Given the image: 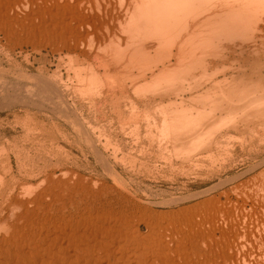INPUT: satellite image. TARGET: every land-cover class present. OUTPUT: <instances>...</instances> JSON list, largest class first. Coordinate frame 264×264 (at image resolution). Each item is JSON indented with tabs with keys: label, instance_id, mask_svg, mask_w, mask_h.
Segmentation results:
<instances>
[{
	"label": "bare ground",
	"instance_id": "obj_1",
	"mask_svg": "<svg viewBox=\"0 0 264 264\" xmlns=\"http://www.w3.org/2000/svg\"><path fill=\"white\" fill-rule=\"evenodd\" d=\"M1 26L8 28L6 38L20 34L16 26L29 33L26 40L40 33L51 42L59 38V46L78 51L91 65V74L80 81L98 84V93L105 87L107 95L120 91L134 108L155 106L175 91L183 112L196 109L195 103H185L186 93L195 94L191 99L204 110L202 93L196 92L209 81L197 74L212 83L222 74L231 84L222 90L221 101L213 102L212 118L217 112H239L233 133L264 128V0H0ZM58 93L56 99L46 93L47 100L68 115ZM65 172L56 176L47 170L42 189L28 192L14 183L15 188L5 189L0 264H264V179L252 187L243 185L245 180L236 185L235 200L208 199L177 217L148 218L139 212L147 226L140 232L128 205L119 201L125 195L116 190L114 197L105 185L95 188Z\"/></svg>",
	"mask_w": 264,
	"mask_h": 264
},
{
	"label": "rangeland",
	"instance_id": "obj_2",
	"mask_svg": "<svg viewBox=\"0 0 264 264\" xmlns=\"http://www.w3.org/2000/svg\"><path fill=\"white\" fill-rule=\"evenodd\" d=\"M16 27L20 34L7 35V38L8 28L0 27V203L5 189L13 183L16 188L23 184L25 190L34 191L43 188L42 178L47 170L56 176L68 171L66 175L73 180L89 181L95 188L105 185L114 197L117 190L131 198L134 204L125 196L119 201L128 205L131 222L135 219L140 232H145L143 217L161 214L172 218L182 210L181 214L198 210L200 206L195 205L208 199L216 200V204L219 200L227 201L228 197L235 200L236 185L242 186L245 180L243 185L252 187L264 179V128H256L251 133H233L239 112L237 115L217 112L212 118L213 102L221 101V92L231 84H227L230 78L220 74L212 83L204 73L197 74L202 82L209 81L196 92L202 93L201 106L204 101L207 105L204 110L199 101L191 99L195 94L186 93L185 103H195L196 109L192 113L183 112L178 107L180 99L175 100V91H170V98L158 99L155 106L134 108L130 97L120 91L115 92L118 96L114 92L107 95L105 87L104 94L98 93V84L93 87L90 82L80 81L82 76L91 74V65L78 51L59 46V38L52 42L45 35L43 38V33L36 34L38 40L27 38L30 40L27 43L29 33ZM58 92L62 93L63 103L70 111L68 115L60 114L53 108L54 103L47 100L46 93L56 99ZM230 95L233 98L234 93ZM177 114L183 117L177 119ZM188 126H193L189 128L191 131L195 127L199 129L191 132ZM32 167L34 173L26 174Z\"/></svg>",
	"mask_w": 264,
	"mask_h": 264
}]
</instances>
